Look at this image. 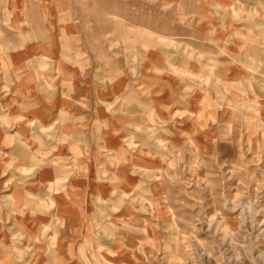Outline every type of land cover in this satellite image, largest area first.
Listing matches in <instances>:
<instances>
[{"label":"rangeland","instance_id":"rangeland-1","mask_svg":"<svg viewBox=\"0 0 264 264\" xmlns=\"http://www.w3.org/2000/svg\"><path fill=\"white\" fill-rule=\"evenodd\" d=\"M253 1L254 10L247 12L238 7L237 0H230L234 4L232 17L259 21L253 33L264 42V0ZM8 2L0 0V40L8 30ZM126 2L143 3L145 20L169 19L163 0ZM175 16L180 17L178 13ZM148 28L145 24L144 29ZM191 30L196 36L212 39L217 32V28L204 26ZM167 31L155 32L154 37L146 33L138 36L143 53L149 51V59L157 53L152 60L165 68L169 52H184L183 45L167 38ZM223 31V38L229 40L231 30ZM209 34L213 36L207 37ZM135 38L124 50L127 57L136 56ZM202 42L188 45L190 51L181 58L186 66L175 64V75L165 84L168 91L157 93V102L145 107L143 120H135V114L107 120L111 138L81 140L78 193L91 195L94 181H100L96 175L107 168L123 179L126 174L128 188L138 197L132 203L130 221H109L119 230L127 225L145 231L135 234L138 247L128 253V259L122 257L121 264H264V43L256 42L259 51L255 49L256 58L248 64L237 57L236 49L247 50L249 45L243 39L244 44ZM218 49L223 50L217 56ZM1 65L5 71V62ZM165 68L161 69L171 72ZM7 77L0 75V82L2 78L6 82ZM168 105L169 111L176 108L173 114L166 113ZM171 120L175 122L170 128L173 136L168 130ZM91 127L94 130L96 125ZM116 133L120 137H115ZM86 144L89 149H83ZM55 157L70 159L68 155ZM3 159L7 164V157L0 154ZM6 164L0 170V176L6 175L0 183V264L59 262L53 260V252L40 249L44 244L57 245L56 231L30 225L26 229L24 223L25 211L33 210L31 219H35L46 206L29 208L6 196L13 188L22 187L14 186L16 173ZM104 178L114 176L107 173ZM79 206L94 211L95 203L89 200ZM54 209L53 204L49 206ZM36 221L39 225L41 220Z\"/></svg>","mask_w":264,"mask_h":264},{"label":"crops","instance_id":"crops-1","mask_svg":"<svg viewBox=\"0 0 264 264\" xmlns=\"http://www.w3.org/2000/svg\"><path fill=\"white\" fill-rule=\"evenodd\" d=\"M126 1L9 0L6 4L8 30L0 40V75L8 77L0 82V154L8 161L0 160V170L6 164L16 173L14 186L23 187H15L6 195L13 202L29 208L46 206L39 209L41 217L35 219H31L33 210L25 211L24 223L26 229L30 225L56 231L57 245L40 247L53 252V260H59L53 264H106L113 260L121 264L120 259H128V253L138 247L135 234L145 232L127 225L119 230L109 222L132 219V203L138 197L128 188L126 174L123 179L106 168L104 174L96 175L100 181L94 179L91 195L78 193L81 140L111 138L107 120L118 121L133 114L135 120H143L145 107L153 106V100L157 102V93L168 91L165 84L175 75V64L186 66L181 58L192 42L203 43L205 39L217 44H244L243 39L249 45L247 50L236 49L237 57L248 64L256 58V42L264 43L253 33L260 22L233 18L230 0H163L169 19L150 21L144 19L143 3L138 6ZM237 4L247 12L255 8L253 0H237ZM197 26L217 28L215 39L194 35L191 29ZM223 28L231 30L229 40L223 38ZM161 30H168L167 38L184 48L178 55L169 52L166 68L152 60L157 53L149 59L150 52L143 53L138 45V36L146 33L154 37ZM134 36L136 56L127 57L124 50ZM113 44L118 47L113 48ZM175 111L167 106L166 113ZM169 122L170 132L175 122ZM163 132L167 130L163 128ZM114 136L120 137L118 133ZM58 155L70 159L55 157ZM107 173L114 178L105 179ZM5 177L0 176V183ZM89 200L95 203L94 211L79 206ZM52 204L54 211L49 210ZM38 218L41 221L36 225ZM119 235L125 239L120 240Z\"/></svg>","mask_w":264,"mask_h":264},{"label":"bare ground","instance_id":"bare-ground-1","mask_svg":"<svg viewBox=\"0 0 264 264\" xmlns=\"http://www.w3.org/2000/svg\"><path fill=\"white\" fill-rule=\"evenodd\" d=\"M259 212V211H258Z\"/></svg>","mask_w":264,"mask_h":264}]
</instances>
